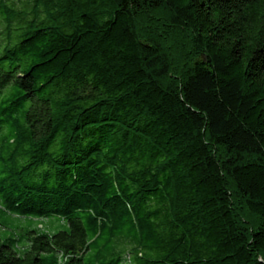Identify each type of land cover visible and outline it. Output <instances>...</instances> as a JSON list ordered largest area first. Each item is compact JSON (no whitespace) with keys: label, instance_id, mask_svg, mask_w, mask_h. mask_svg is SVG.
Returning <instances> with one entry per match:
<instances>
[{"label":"trees","instance_id":"16d2710c","mask_svg":"<svg viewBox=\"0 0 264 264\" xmlns=\"http://www.w3.org/2000/svg\"><path fill=\"white\" fill-rule=\"evenodd\" d=\"M0 199L66 221L0 264H264V0H0Z\"/></svg>","mask_w":264,"mask_h":264},{"label":"rangeland","instance_id":"374dc122","mask_svg":"<svg viewBox=\"0 0 264 264\" xmlns=\"http://www.w3.org/2000/svg\"><path fill=\"white\" fill-rule=\"evenodd\" d=\"M2 205V200L0 199V234L2 237L12 234L16 237H19L21 234L26 236V231L30 229L52 233L66 227V221L55 215L47 217L18 216L2 212ZM22 243H26V240H23ZM41 256L43 264H62L65 259L60 252L54 250L42 252Z\"/></svg>","mask_w":264,"mask_h":264}]
</instances>
